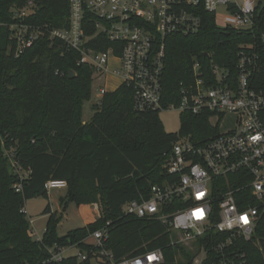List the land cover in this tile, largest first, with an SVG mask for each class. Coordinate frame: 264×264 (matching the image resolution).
<instances>
[{
	"label": "trees",
	"instance_id": "16d2710c",
	"mask_svg": "<svg viewBox=\"0 0 264 264\" xmlns=\"http://www.w3.org/2000/svg\"><path fill=\"white\" fill-rule=\"evenodd\" d=\"M27 1L0 0V264H76L75 256L47 262L45 246L85 247L82 241L107 221L106 246L116 258L160 247L161 264H193L191 251L167 245L168 233L160 222L126 215L121 207L129 200L146 198L150 186L163 180L164 165L177 135H190L199 143L218 131L210 124L209 114L181 112L178 133L168 132L159 110L134 109L132 87L121 83L102 96L99 107L96 103L93 114L83 122L81 106L90 97L94 70L77 63L79 53L47 35L18 56L10 49L13 42L8 25L15 21L11 10ZM31 1L34 13L26 22L66 25L68 0ZM258 2L262 26L264 0ZM193 10L200 17V30L168 35L164 40L163 108L178 104L180 83L192 80L194 61L200 62L204 76L210 75L211 62L235 73L238 51L254 43L264 73V48L255 30L219 27L214 13L202 4ZM106 46L108 43L101 49ZM4 148H13L20 165L30 169L21 192L13 188L16 176L2 155ZM49 179L66 181L67 193L61 200L64 207L68 202L97 204L99 215L86 226L59 236L56 212H50L47 205L43 211L49 213L46 228L37 241L27 233L29 220L21 209L26 200L46 194ZM259 231L264 234V221ZM260 240L259 245L241 244L251 264H264V236ZM179 255L182 260L176 258Z\"/></svg>",
	"mask_w": 264,
	"mask_h": 264
},
{
	"label": "built area",
	"instance_id": "2783aa9c",
	"mask_svg": "<svg viewBox=\"0 0 264 264\" xmlns=\"http://www.w3.org/2000/svg\"><path fill=\"white\" fill-rule=\"evenodd\" d=\"M67 23L61 27L26 22L34 13L29 0L11 10L8 25L15 56L45 35L76 50L78 64H88L97 79L109 72V59L116 60L113 74L132 87L134 109H177L192 114L208 113L218 131L199 143L190 135H177L165 162V176L150 186L148 196L129 200L126 215L160 222L168 233V246L189 248L193 264H251L243 242L259 245L264 221V73L256 45L249 43L237 53L236 72L211 62L204 76L199 61L192 64V80L180 83L178 104L163 108L162 72L164 40L172 34H192L201 20L193 10L202 4L213 12L217 26L256 31L264 48V23L258 0H68ZM217 9L222 12L217 18ZM95 41V42H94ZM108 46L101 49V46ZM95 45V46H94ZM57 73V71H56ZM103 96L107 91L99 89ZM227 114L234 124L218 128ZM3 157L16 176L13 188L21 192L30 173L16 159L13 148ZM46 191L66 189L63 179H49ZM25 214L26 208L21 209ZM28 235L38 234L30 229ZM107 223L77 244L45 246L47 262L75 256L76 264H161L160 247L136 256L116 258L106 246ZM261 233V234H260ZM43 234V232H42ZM42 235L35 240L41 241ZM34 239V238H33ZM74 247V254H63Z\"/></svg>",
	"mask_w": 264,
	"mask_h": 264
},
{
	"label": "rangeland",
	"instance_id": "374dc122",
	"mask_svg": "<svg viewBox=\"0 0 264 264\" xmlns=\"http://www.w3.org/2000/svg\"><path fill=\"white\" fill-rule=\"evenodd\" d=\"M217 18L222 12L221 9L216 11ZM116 60L111 57L109 59V72H107L103 79H97L96 75L93 74L92 83L90 88V97L84 100L82 103V119L88 120L93 114L95 109V104L100 105V100L102 98L99 95V89L104 87L107 92L114 91L120 85V78L113 74L112 70L116 67ZM181 112L177 109H163L160 110L158 116L164 129L168 132L178 133L181 125ZM234 124V116L232 114H227L221 121H219L218 128L220 131H225L232 127ZM90 186V183H88ZM67 189H52L43 195H37L29 200H26L24 207L26 208V216L28 220H32V225L30 224V229H35L38 234L33 236L36 239L38 236L42 235V232L46 228L48 214L44 213V208L50 205L52 211H56V217L58 223L56 226V233L59 236L65 235L67 232L74 230L76 228H81L87 225L86 222L93 219L97 214L96 207L91 204H80L77 205L75 202H68L66 207L61 204V200H65ZM98 207V205H97ZM189 249V248H186ZM63 254H74L77 249L74 247H65ZM178 260H182V256L176 257Z\"/></svg>",
	"mask_w": 264,
	"mask_h": 264
},
{
	"label": "crops",
	"instance_id": "0c3cea01",
	"mask_svg": "<svg viewBox=\"0 0 264 264\" xmlns=\"http://www.w3.org/2000/svg\"><path fill=\"white\" fill-rule=\"evenodd\" d=\"M120 84H121V82H120ZM85 121H87V120H83V122H85ZM91 205H94V206L96 207V213H97V214L93 217L92 220L86 222L87 224L90 223V222H92V221H94V220L98 217V215H99V210H98L97 204H91ZM48 206H49V210H50V212H56V211H52V210H51L50 205H48ZM47 214L49 215V213H47Z\"/></svg>",
	"mask_w": 264,
	"mask_h": 264
},
{
	"label": "water",
	"instance_id": "95a60500",
	"mask_svg": "<svg viewBox=\"0 0 264 264\" xmlns=\"http://www.w3.org/2000/svg\"><path fill=\"white\" fill-rule=\"evenodd\" d=\"M69 74H70V76H73L74 73H73L72 71H70ZM145 176H146V175H145ZM145 176H144V177H145ZM142 177H143V176H141V177H139V178H142Z\"/></svg>",
	"mask_w": 264,
	"mask_h": 264
}]
</instances>
